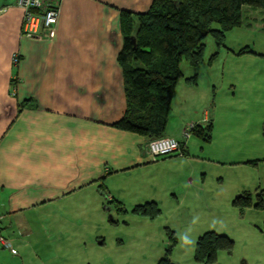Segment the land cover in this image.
<instances>
[{
    "label": "crops",
    "instance_id": "crops-1",
    "mask_svg": "<svg viewBox=\"0 0 264 264\" xmlns=\"http://www.w3.org/2000/svg\"><path fill=\"white\" fill-rule=\"evenodd\" d=\"M151 2L61 0L54 36L33 39L21 34L17 0H0V223L11 245L0 246V264H135L133 250L118 262L126 245L120 238L109 244L108 231L138 220L148 230L139 231L144 244L150 234L166 231L161 219L168 210L179 218L176 230L198 238L206 225L188 222L201 220L199 212L218 202L206 180L214 177L211 163L249 167L257 158L255 145L264 142V85L245 68L264 60L246 54L230 70L223 101L210 89L193 102L196 83L188 77L176 83L164 136L179 140L184 155L152 162L146 137L114 126L126 109L119 17L145 12ZM186 97L199 109L183 113ZM186 121L209 124L210 141L183 137ZM257 185L256 177L238 178L228 198L253 193ZM148 202L159 208L153 219L133 211ZM157 248L139 264L161 258Z\"/></svg>",
    "mask_w": 264,
    "mask_h": 264
},
{
    "label": "trees",
    "instance_id": "trees-1",
    "mask_svg": "<svg viewBox=\"0 0 264 264\" xmlns=\"http://www.w3.org/2000/svg\"><path fill=\"white\" fill-rule=\"evenodd\" d=\"M244 8L264 10V0H152L145 12L132 15L122 11L119 22L123 45L117 59L123 72L126 109L114 126L136 132L146 137L148 142L166 137L164 132L173 92L182 76L181 59L184 57L189 64L199 65L205 49L204 38L212 34L220 45L225 31L246 23ZM259 21L262 25L258 27L264 28V22ZM214 24L218 28H214ZM186 81L193 83L194 77H188ZM210 133L209 124L205 128L196 124L190 136L194 134L209 142ZM180 144L181 155H184L183 144ZM170 155L179 154L166 156ZM248 163L253 164L254 161ZM232 204L240 210L264 207L260 195H256L255 201L253 193L248 191L236 195ZM133 211L153 219L159 208L148 202L136 206ZM169 238L172 240L173 235L170 234ZM175 244H168L162 257L154 264H174L170 256ZM233 245L234 241L229 236L207 230L196 239L193 259L198 263L214 264L218 251L231 252Z\"/></svg>",
    "mask_w": 264,
    "mask_h": 264
},
{
    "label": "rangeland",
    "instance_id": "rangeland-1",
    "mask_svg": "<svg viewBox=\"0 0 264 264\" xmlns=\"http://www.w3.org/2000/svg\"><path fill=\"white\" fill-rule=\"evenodd\" d=\"M243 15L244 19L245 17L247 18L249 24L247 25L246 21V23L241 26H236L225 31L223 41L220 45L216 43L212 34H208L204 38L205 49L202 62L199 65L189 64L184 57L181 59L179 66L182 76L179 82H182L184 77L193 76L194 82L196 83L194 86L196 98H192L191 101L198 102L210 89H213V97L215 99L219 98V100H222L224 96L223 92L229 89L228 78L230 76V70L248 58L242 57L245 56V54L246 56H254L264 60V28L258 27L262 25L259 20L264 22V20H262L264 19V10L244 8ZM254 19H256L257 22H252ZM213 27L218 28V25L214 24ZM238 59L239 62L237 61ZM245 70H253V74H255L257 80L264 85V61L253 63L246 67ZM179 96L180 94L175 97ZM184 99L186 102L182 105L183 113L190 112L193 108L199 109V104H192L193 102L188 100L187 97ZM171 112H178L175 103ZM176 115L178 116V113ZM191 122L186 121L185 123L188 124ZM255 148L257 158L254 156V160H252L254 163L248 165L249 167H245L247 165H219L211 163V166L214 168V177L213 180H211L209 176H207L206 180L209 184H211V182L213 183L211 192L213 196L218 199V202L212 205V210L209 209L207 212H199L200 216H202L201 220L199 218L188 222V224L192 223L193 225L197 224V222L205 224V231L212 230L219 234L227 235L234 241L231 252H226L224 250L218 251L217 261L214 264H264V207L255 208L252 206L240 210L232 204V200L236 195L242 192H237L231 196L230 200L227 193L238 178L244 182H249L252 176V178L256 177L257 186L259 187V189L252 191L253 198L256 201V195H260L262 202H264V142L260 145L256 143ZM239 170H245L247 172ZM251 190L254 189L252 188ZM131 207L132 206H127L128 209ZM162 207L163 209H168V207L164 205H162ZM163 213L165 216L161 221L165 223L166 227L170 230L165 232L162 230L159 235L150 234L149 241L143 242L144 244L138 243V240H140L139 237L143 236L139 231L144 227L138 220L130 222L131 225L127 228H108L111 229V231L107 230L108 232L106 233L109 244H111L113 240L116 241L117 238H120L126 245L124 249L119 251L120 260H118V262L122 263L126 255H128V253L130 254L131 250H133V262L139 264L142 261L140 257L145 252L151 250L152 254L154 253L153 246L155 244L159 245L162 249L158 250L157 248L155 251L163 252L168 244L173 245L176 242L171 252V254L173 253V258L171 257L172 260L178 262V264H192L197 237L195 238L189 230H176L180 225V221L175 213L172 214L174 217L171 216V213L169 214L168 210ZM116 218L120 219L122 217L116 216ZM169 224L172 226L169 227ZM142 232L145 234L148 233V230L144 228ZM170 234L173 235V241L169 238ZM108 256H110L109 253Z\"/></svg>",
    "mask_w": 264,
    "mask_h": 264
},
{
    "label": "built area",
    "instance_id": "built-area-1",
    "mask_svg": "<svg viewBox=\"0 0 264 264\" xmlns=\"http://www.w3.org/2000/svg\"><path fill=\"white\" fill-rule=\"evenodd\" d=\"M61 0H17V5L23 10L21 34L27 38H52L55 33L60 13ZM18 54L12 55V62L18 63ZM196 123H188L184 130V137L190 136ZM147 153L152 162L158 161L162 156L173 153L182 154L181 144L173 137H161L147 143ZM0 246L10 249L11 245L2 235L0 223Z\"/></svg>",
    "mask_w": 264,
    "mask_h": 264
},
{
    "label": "water",
    "instance_id": "water-1",
    "mask_svg": "<svg viewBox=\"0 0 264 264\" xmlns=\"http://www.w3.org/2000/svg\"><path fill=\"white\" fill-rule=\"evenodd\" d=\"M134 41V40H133Z\"/></svg>",
    "mask_w": 264,
    "mask_h": 264
}]
</instances>
